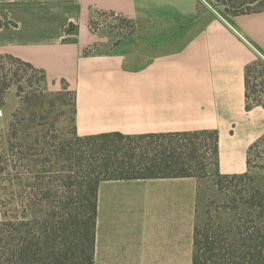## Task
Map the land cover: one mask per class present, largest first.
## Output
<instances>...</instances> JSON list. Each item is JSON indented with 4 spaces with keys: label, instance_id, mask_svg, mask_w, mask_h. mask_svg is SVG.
I'll return each mask as SVG.
<instances>
[{
    "label": "crops",
    "instance_id": "1",
    "mask_svg": "<svg viewBox=\"0 0 264 264\" xmlns=\"http://www.w3.org/2000/svg\"><path fill=\"white\" fill-rule=\"evenodd\" d=\"M92 9L132 17L138 33L88 51L97 42L87 34ZM0 52L43 71L48 91L73 93L79 136L216 130L223 175L247 172L264 137V107L248 109L246 95V67L264 58V10L223 13L210 0H0ZM198 191L195 177L102 181L94 263L193 264Z\"/></svg>",
    "mask_w": 264,
    "mask_h": 264
},
{
    "label": "trees",
    "instance_id": "2",
    "mask_svg": "<svg viewBox=\"0 0 264 264\" xmlns=\"http://www.w3.org/2000/svg\"><path fill=\"white\" fill-rule=\"evenodd\" d=\"M263 10H237L233 14ZM73 28L76 27L71 24L67 32L72 33ZM4 57L41 73L45 79L44 72L31 63L9 53L0 56ZM14 75L20 74L15 71L0 75V109L13 87L11 76ZM246 88L247 108L253 104L264 107V58L259 57L246 67ZM19 97V106L2 131L8 138H16L20 133L21 144L11 143L9 149L4 148L5 155L4 152L0 155V184L10 197V205L18 209L16 214L9 215L0 196L3 210L0 264H95L98 193L102 181L197 178L201 172L208 173L213 168L227 180L249 174L250 168L243 174L220 173L216 130L79 136L75 131L74 98L73 143L62 141L55 146L47 140L49 135L35 134L33 146L27 147L24 141L40 125L36 122V109L41 107L45 95L40 88L32 87L28 92L20 86ZM263 140L264 137L249 150L250 167L253 150ZM41 143L45 144L42 149L38 147ZM48 148H52L49 153ZM62 160L66 164L58 170L48 167L52 161L60 166ZM24 161L33 162L32 171ZM243 213L254 216L259 224L264 222V196L248 202ZM251 227L235 231L233 226L228 233L210 234L202 233L195 224L193 264H264V235L252 231Z\"/></svg>",
    "mask_w": 264,
    "mask_h": 264
},
{
    "label": "rangeland",
    "instance_id": "3",
    "mask_svg": "<svg viewBox=\"0 0 264 264\" xmlns=\"http://www.w3.org/2000/svg\"><path fill=\"white\" fill-rule=\"evenodd\" d=\"M210 2L216 9L230 14L237 10L264 8V0H210ZM136 22L132 17L122 16L119 12L92 9L89 17L90 32L87 31V34L93 36L97 42L91 43V48L88 51L98 52L105 50L112 45L118 44L122 37L137 34ZM75 27L72 30V34H76L78 31V27ZM5 54V52H0V56H4ZM2 67L5 70L1 69ZM6 71L9 74L17 71L20 75L11 76L13 87L6 94L4 98L5 105L0 109V115H2L3 119H6L5 128L11 122L12 115L21 101L19 87L22 86L28 92L31 91L32 87L40 88L45 95L41 107L36 109L35 118L36 122L40 125L24 141V144H27V147H32L35 134H39V136L49 135L47 140L51 143L53 142L55 146H58L62 141L73 143L74 136L72 134L71 123L74 111L72 106L73 93L71 91H48L44 86L45 79L43 80L41 73L31 69L27 70L25 66L9 58H0V75L4 76L7 73ZM53 123H56L54 127ZM2 131H0V155L4 152V148L9 149L11 143L15 145L21 144L19 139L20 133L16 138H8L6 133L3 134ZM55 136L57 138H51ZM42 144L45 145L41 143L38 146L40 149L43 147ZM51 149H47L48 153ZM61 163L59 166L55 161H52L48 167L54 166L53 169L56 171L66 164L65 160H62ZM28 164L29 170L32 171L34 168L33 162L29 161ZM30 175L32 176L33 174ZM197 178L199 180V191L196 208V225L202 233L211 234L217 231L218 233L225 234L233 226L236 227L235 231H246L252 226V231L256 230L260 235H264V222L259 224L254 216L248 217L243 213L245 205L248 202L264 196V140L253 150L251 167L247 177L229 180L223 179L216 172V168H213L208 173L201 172ZM0 196L5 201V211L9 215L16 214L18 209L15 210V207L10 205V197L6 195L1 184Z\"/></svg>",
    "mask_w": 264,
    "mask_h": 264
}]
</instances>
